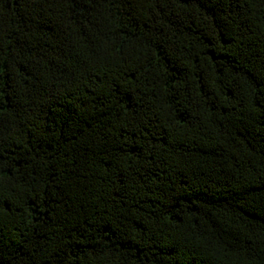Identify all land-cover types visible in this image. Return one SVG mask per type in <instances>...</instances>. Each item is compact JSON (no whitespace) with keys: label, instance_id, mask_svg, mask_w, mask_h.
<instances>
[{"label":"trees","instance_id":"16d2710c","mask_svg":"<svg viewBox=\"0 0 264 264\" xmlns=\"http://www.w3.org/2000/svg\"><path fill=\"white\" fill-rule=\"evenodd\" d=\"M0 264H264V0H0Z\"/></svg>","mask_w":264,"mask_h":264}]
</instances>
